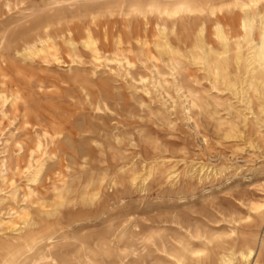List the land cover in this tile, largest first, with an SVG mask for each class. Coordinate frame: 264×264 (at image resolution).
Listing matches in <instances>:
<instances>
[{"label": "bare ground", "instance_id": "6f19581e", "mask_svg": "<svg viewBox=\"0 0 264 264\" xmlns=\"http://www.w3.org/2000/svg\"><path fill=\"white\" fill-rule=\"evenodd\" d=\"M113 16L130 23V37L119 36L108 51L99 20ZM134 22L146 35L133 29ZM138 65L145 72L135 78ZM101 66L148 96H169L198 132L194 112L204 111L229 137L251 129L264 142V0H0V264H136L152 256L147 245L140 249L142 242L157 248L151 264H264V182L263 196L251 201L244 217L226 219L224 230L187 228L185 238L170 243L162 233L142 237L129 222L106 217L103 230L72 235V250L59 245L58 238H71L66 207L98 206L105 187L121 176L145 183L160 169V163L142 170L122 166L84 186L75 185L74 175L51 170L67 134L62 102L109 108L82 74L95 75ZM19 114L33 138H22L16 126L5 132ZM201 137L210 147V138ZM184 164L186 171L178 161H163L167 180L191 173L203 182L251 170L250 163L229 158L220 165ZM52 174L45 198L38 186ZM255 217L262 232L238 245L241 223Z\"/></svg>", "mask_w": 264, "mask_h": 264}, {"label": "rangeland", "instance_id": "374dc122", "mask_svg": "<svg viewBox=\"0 0 264 264\" xmlns=\"http://www.w3.org/2000/svg\"><path fill=\"white\" fill-rule=\"evenodd\" d=\"M132 27L146 35L142 23L134 22ZM98 34L105 39V49L113 51L119 36L125 40L130 37V23L117 16L102 17ZM125 50L129 51L127 45ZM144 72L139 65L133 70L135 78ZM82 74L94 92L101 91L109 108L96 110L94 104L86 101L62 102L67 134L58 143L61 158L51 165L53 173L65 171L75 176V185L84 186L92 179L110 178L122 166L142 170L160 163V169L145 183L121 176L117 185L105 187L98 206L66 207L63 221L71 238H58L59 245L62 243L72 250L75 247L72 235L103 230L109 223L106 217L117 224L129 222L142 237L153 232L162 233L171 243L174 238H185L187 228L226 229L229 226L226 219L244 217L251 201L263 196L264 142L256 138L253 130L229 137L217 127L209 113L195 111L194 118L201 129L198 132L179 105L172 107V99L166 94L152 91L148 96L131 81L126 83L109 75L104 66L95 75L89 70ZM169 91L174 94L171 88ZM20 118L19 114L5 132L16 126L22 138H33L35 134L24 127ZM203 133L212 142L208 148L202 142ZM227 158L238 165L250 163L251 170L243 167L238 174L231 171L218 180L203 182L190 173L177 181L167 180L165 165H162L165 160L178 161L179 169L186 171L185 161L220 165ZM51 177L38 186V192L45 198H49L52 189L54 174ZM97 215L101 217L92 219ZM79 217L88 219L75 223ZM262 230L257 217L241 223L237 244ZM143 245H147L152 256L136 264H151L157 248L142 242L139 244L141 250Z\"/></svg>", "mask_w": 264, "mask_h": 264}]
</instances>
